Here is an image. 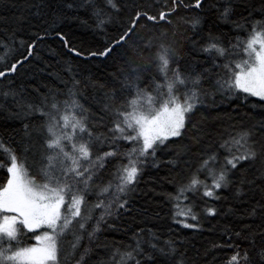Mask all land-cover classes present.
Here are the masks:
<instances>
[{
  "label": "snow or ice",
  "instance_id": "obj_1",
  "mask_svg": "<svg viewBox=\"0 0 264 264\" xmlns=\"http://www.w3.org/2000/svg\"><path fill=\"white\" fill-rule=\"evenodd\" d=\"M18 7L0 17V264H264V0ZM72 23L99 39L77 46ZM49 37L73 59L46 60Z\"/></svg>",
  "mask_w": 264,
  "mask_h": 264
},
{
  "label": "trees",
  "instance_id": "obj_2",
  "mask_svg": "<svg viewBox=\"0 0 264 264\" xmlns=\"http://www.w3.org/2000/svg\"><path fill=\"white\" fill-rule=\"evenodd\" d=\"M17 5V7H13V5ZM23 4V0H0V17H7L10 18L13 15H18L21 12L19 5ZM194 11V10H193ZM65 33L67 34V37L77 46H81L82 44H88L92 43L95 39H99V37L94 36L92 30L88 27H83L79 25L78 23H72L65 27L64 29ZM56 49L58 51H63L65 53L64 59L72 60V55L71 53H67L66 49L62 48V42L59 41L57 37H49L46 40V43L42 44L40 46L41 49V54L44 56L46 60L52 59L48 56V49ZM81 70L85 75H92L93 77H99L103 78L107 68L105 65L100 64L97 66L96 64H89L86 67L81 66ZM34 69L31 66H26L25 68L20 69V79L25 80L26 82H32L30 81V77L33 73ZM250 99H255V98H250ZM233 103H239L234 101ZM7 137L5 136V139ZM4 179V173L0 172V181H3ZM143 188V184L140 186ZM160 198L158 197L157 200ZM140 204H143V200L139 201ZM159 212H160V218L159 219H151L148 221V226L149 227H154V230L158 233L160 240L164 241L167 240L170 233H169V225L171 224V221L167 217V212H168V206L163 203L162 201L160 202V207H159ZM117 224L125 223L123 221H116ZM139 223V222H138ZM135 227V225H131ZM140 226H144L141 224ZM173 229H178L179 226L173 225ZM182 233H187V238L189 240H192L196 243V246H199L201 243L206 242V238L209 236L207 232L203 234V236L195 234L191 232V230H182ZM31 235V234H27ZM110 241L115 240L117 242H124L127 240V237L123 235L122 231H112L108 230L104 234ZM23 243L25 245L28 244H34V240H29L27 239V236L24 238ZM230 252L228 249L222 250V255L221 259H226L227 254ZM93 264H95V261H93Z\"/></svg>",
  "mask_w": 264,
  "mask_h": 264
}]
</instances>
